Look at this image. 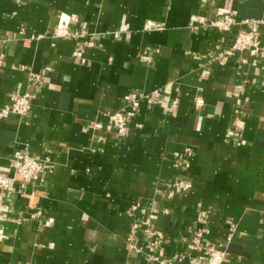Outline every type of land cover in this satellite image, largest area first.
I'll list each match as a JSON object with an SVG mask.
<instances>
[{"label":"crops","instance_id":"0c3cea01","mask_svg":"<svg viewBox=\"0 0 264 264\" xmlns=\"http://www.w3.org/2000/svg\"><path fill=\"white\" fill-rule=\"evenodd\" d=\"M230 11L262 20L264 0H0V112L33 96L0 118V171L18 151L54 166L0 193V264H155L128 248L138 219L191 264L175 259L201 215L224 264H264V63L213 60L249 29L208 26ZM131 94L158 98L120 135L109 117Z\"/></svg>","mask_w":264,"mask_h":264},{"label":"built area","instance_id":"2783aa9c","mask_svg":"<svg viewBox=\"0 0 264 264\" xmlns=\"http://www.w3.org/2000/svg\"><path fill=\"white\" fill-rule=\"evenodd\" d=\"M237 13L230 11L219 17L212 19L208 26L218 30L219 32H229L236 26H249V29L239 30L234 37L233 43L226 48L220 49L213 60L219 64H226L229 58L234 57L238 53H246L247 57H241L240 62L244 65L256 66L259 62L264 63V44L261 42L259 35L260 30L264 26V19H237ZM73 38H83V33L69 34ZM91 43H81L75 55L83 59V45ZM158 98V94L144 95L131 94L126 99L125 107L110 115L112 122L110 128H113L118 134L124 135L129 121L135 117L142 102L153 104ZM33 96L29 93H16L11 96L8 106L0 112V118L8 116H16L26 118L31 110V101ZM177 105L176 101L172 103V108ZM204 102L197 99L195 106L202 107ZM97 127L99 125H96ZM189 163H185L184 167L189 168ZM53 164L49 158L33 157L26 152L18 151L14 154L12 162L7 171H0V193L12 192L14 187L19 185L22 189H26L28 185L40 181L41 178L53 171ZM173 189H182L188 191L191 184L185 181H175L172 183ZM173 191L169 193L168 198L172 197ZM133 212L144 213L139 205L132 207ZM167 213V210H164ZM198 226L193 236L186 241V251L175 259L178 262L188 261L191 264H224L228 260V252L221 246L206 243L205 235L207 232L205 215H201L197 220ZM231 233L235 231L234 225L231 224ZM127 244L129 250L141 253L144 248L140 242H145V250L147 255L155 264H174V260L165 258L162 249L163 234L153 229V227L144 220H136L131 231L127 236Z\"/></svg>","mask_w":264,"mask_h":264}]
</instances>
